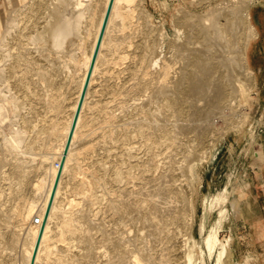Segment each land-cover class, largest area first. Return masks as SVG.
<instances>
[{"label":"bare ground","instance_id":"obj_1","mask_svg":"<svg viewBox=\"0 0 264 264\" xmlns=\"http://www.w3.org/2000/svg\"><path fill=\"white\" fill-rule=\"evenodd\" d=\"M40 1H37L39 2L38 8L44 6H41ZM53 1V3H48V8L44 7L48 10V13H36L39 10L37 11L36 7L33 8V6H37L34 5L33 1H30L33 6L26 1L19 5L18 8H12L13 10L11 9L9 10L10 12L8 11L9 13L7 12L8 15L0 30V58L2 61L4 56L12 58L11 63L7 66V71L0 67L1 84L6 82V88L9 81L8 78L13 76L16 79L14 84L19 86L18 89L21 88L24 91L22 95L21 93L15 95L9 91L12 94H1L0 96V149L4 152V156H0V162L5 160L6 154L14 158V161L11 162V168L9 167V173H4L1 168L0 179L14 180V186H20L24 183L26 172L28 173V171L23 166L25 164L22 163L24 160L22 158L23 161L20 160L18 154L23 156V158H30L32 162H34L35 156H38V159H36L38 160L36 164L38 173H35L37 179L33 183L34 187L31 190V193H33L31 194L32 199L21 210L14 212L16 219L14 227L12 225L10 229L7 240L4 239L3 235L8 231L6 228H9V225L11 226L9 220L11 217H6L3 219L4 222L2 220L3 223H0V264H29L42 224L43 228L39 242L33 255V264H45L52 256L53 260L51 261H54V264H79V260L68 256L72 245L69 244V240L65 241L67 238H76L78 223H81L79 218L74 217L76 214L72 216V207L77 204L78 197H81L91 205L99 202L100 198H104L105 206L108 208L110 215L116 216V222L112 221L115 224V226L113 225L114 230L107 232L103 227H99L100 238L98 242L103 243V245L95 244L96 241L92 243L91 239L93 236L91 238V235H89L88 226L85 227V234H79L78 240L85 241L88 246L87 254L83 251L85 255L90 254L89 251L92 248L97 251L96 248L101 247L99 250L102 252L101 255H108V260L102 264H162V262L163 264H173L174 262L171 263V261L162 259L160 253L162 248H159V250L155 248L157 244L152 241L159 240V244H162L163 242L161 241H164L162 239L179 238L183 234L182 227L193 216L194 208L189 196L186 195L185 182L177 180H179L181 173L184 174L186 170L191 169V165H193L191 161L193 162L199 157H205L207 145L211 144L209 142L211 135L207 131L211 114L214 115V111L217 109L220 111L225 107L233 109L235 104L232 103L233 101L231 102L230 95L242 96L244 91L254 87V76L247 65L246 48L248 40L255 37L256 31L250 21L248 11L243 8L245 0H232L233 3H218L220 7L215 8L216 6L214 5L215 7L213 6L214 8L205 14L194 15L189 14V11L182 12L173 18L172 28L169 29L173 36L170 40L167 39L166 46L171 51L170 56L174 55L179 59L177 71H175L177 72L176 76L171 73L174 67L171 63L172 58L170 59L169 55L162 52L157 59L153 55L157 49H161V43L168 32L163 27L158 26L156 27V29L158 28L157 40L149 38L148 41H144L145 38L141 35L144 38H142L144 43H142L143 46L141 45L143 54L140 60L146 63L143 66L142 64H136L141 67L137 69L142 72V75L138 76L139 73L137 74L134 71V75L131 76L134 77L136 75L138 77L137 81L135 79L137 84L126 88V91L132 92V90H135L136 93L137 90L147 91L145 89L150 88L151 95L148 94L153 100L158 95L157 101L159 102H154L158 104L159 109L164 110V116L166 118L169 116L173 117L169 123L167 122L170 127L167 125L166 119L163 120L162 118L163 123L155 125L152 123L153 126L148 123L147 116L151 115V112H148L147 108L143 109L141 105L145 101H141L142 103L139 105L133 104L134 108H131L141 113V116L137 113L139 118L135 117V120L130 121L129 117V121L128 119L124 121L122 117L126 115V111H129V109L126 111L123 109L125 106L123 107L122 103L126 99L121 98V95L124 97V93L121 91V94L120 90L113 91L109 89L108 84L100 83L101 81L99 80L100 77H103V80L107 82V80L112 78L114 76V71L111 70L112 64L118 63L128 55V44L123 43V39L118 41L120 37L124 36L119 34L120 37H117L114 33V28L116 29L117 25L122 28L125 25H129L128 23L133 16L134 7H132V4L135 0L111 1L80 104V95L110 0ZM82 1H85V3ZM150 2L154 13L162 17V22H165L163 15L166 12L160 5L161 1L150 0ZM50 3L53 5L50 6ZM139 5L141 6V4ZM137 15L139 16V14ZM131 28L133 29V27ZM120 30L116 33L120 32ZM140 32L145 33L146 36L151 34L149 29H141ZM123 34L125 33L123 32ZM41 41L46 46L43 49L41 46L44 53L41 50V53L37 51L42 57L39 60H43L42 63L41 61L39 63L32 59L27 51L29 50V43L34 44ZM11 48H13L12 51ZM158 61L160 62L158 65L160 71L156 73L157 78L160 76L159 80L161 83L155 88L153 87L155 86L153 85L154 77L147 78L150 71L146 67L151 66L152 63L158 64ZM20 65L23 67H20L21 69L19 70L17 67ZM232 65L241 67L243 78L246 77L249 81L237 76L239 73L237 74L234 71L236 68L234 66L233 69ZM230 66H232V69L228 70ZM127 67L131 68L130 66ZM222 67H225L226 70H223ZM31 72H34L37 76L34 80L36 79L35 82L41 86V92L29 89V83L24 80L25 74H31ZM62 72H64V76H62ZM143 74H147V77L146 75L143 76ZM130 79L134 78L130 77ZM102 89H105V93H109V95L104 94L101 97L99 92ZM118 93L121 94L119 95L120 97L117 96ZM18 96L21 97L22 104L28 105V114H20V125L17 126V129L12 130L13 125L11 126L12 129L8 126L7 129L5 125L7 123H3L4 117H7L6 105L9 103L11 106L10 110L14 113L19 107ZM138 97L140 98V96ZM32 98L35 100L34 103H32ZM199 99H203L205 103L203 102V105H201L197 102ZM135 101L137 102V100ZM22 104L23 108L25 105ZM157 104L154 103V105ZM10 106L8 105V107ZM148 106L146 104L145 107ZM116 108L123 111L124 114L122 112V115H119L120 118H118V120L123 119V121L114 124L113 112ZM131 109L130 112L132 111ZM185 113L190 116L189 123L180 119ZM15 115L17 116L18 114ZM159 121L157 120L154 123ZM126 124H132L134 128L129 129V125L127 126ZM149 124L153 127L154 131L151 129L153 132L149 131V128H151ZM189 128H192L194 133L192 138L189 139L191 143L183 149L180 161L174 160L173 156L175 153H172L171 149L168 150V153L161 152L163 145L166 147L182 145L183 141L176 139L178 138L176 133L187 129L186 132L188 134ZM114 130L115 134L113 135ZM133 133L137 137L136 139H133ZM88 134L94 135L93 139H95V142L91 141L92 145L89 143L90 146L84 147L85 145L83 146V144L87 143L85 141H87L86 137ZM137 144L144 146V156L137 155ZM154 147L157 150H153ZM95 148L103 150L100 158L92 157L93 159H89L90 156H87L95 151ZM63 153L60 175L43 223L44 212ZM157 155H160L159 159L154 158ZM182 161H185L187 165H185V162L183 164ZM134 168H136V171H134ZM100 171L111 184L110 187H103L102 197L97 195L98 193H96L95 189L99 185L100 179L103 180ZM150 171L154 172L155 175L149 173ZM66 175L69 182L74 185L72 187L76 188L77 192L81 194L77 198L72 196L74 195L73 193L69 194L68 190L70 189L63 184V178ZM233 177L232 171L227 173L221 190L215 192V194H210L206 198V204L209 207L214 202L219 203L220 207H216L221 217L225 215V199L230 192ZM11 182L13 183V181ZM40 191H42V194H40ZM39 194L41 198L38 201ZM11 209L13 210V207ZM127 213L128 215L126 216ZM35 214L42 217L40 224L33 222ZM120 216H126L125 220L126 222L128 221L129 227L125 226L126 223ZM27 220H29V223L26 224ZM200 226L202 227L201 224ZM218 229L219 227H215L214 230L206 232L207 234L204 238L205 251L203 253L212 252L211 250L220 241ZM20 230L21 232H19ZM20 233L24 237L21 254H19V257L14 256L12 263H8L6 262V260H9L8 258L4 260L3 250L12 248L16 242L18 243ZM148 239H150V242H145ZM227 239H225L224 243H226ZM60 244L65 247L63 249L59 248ZM71 244L74 243L72 242ZM57 246L58 248H56ZM176 246L180 245L177 244ZM10 251L12 252V250ZM201 251H198V253ZM218 251L219 259V257L221 258L220 255H224V252L227 251L225 244L221 243V249ZM154 253L155 255L159 254V256H154ZM114 256L116 258H113ZM249 256L250 254L246 255L240 261L242 263L246 262L247 258H250ZM88 258L89 255L87 260L91 259ZM188 258H183L179 262L174 260L176 262L174 264H192V260ZM240 261H236L235 264H240Z\"/></svg>","mask_w":264,"mask_h":264},{"label":"rangeland","instance_id":"obj_2","mask_svg":"<svg viewBox=\"0 0 264 264\" xmlns=\"http://www.w3.org/2000/svg\"><path fill=\"white\" fill-rule=\"evenodd\" d=\"M26 1L31 6H33V3H34V5H37V6H33V8L36 7L37 11L39 10L36 13H48V10L45 9L44 7L48 8V5H49L48 3L49 2H52V3L54 2L53 0H41L40 1V3L42 4L41 6H43V5L44 6L41 7V8H38V3H39V2H37L38 0H35L36 2L34 0H20V1H17V0H0V30L2 29L1 26L4 24L6 17L8 15V13L10 12L9 10H11L12 8L13 9L18 8L19 5H21L23 2H26ZM30 1H33V3L30 2ZM160 1H161L160 5L165 9V12H166L163 15L164 19L166 20L165 21L166 23L164 21L162 22V17H159V16H157L154 13V10H153V7H152V3L150 2V0H135V2H133L134 5L132 4V7H134L133 8V12H132L133 13L132 17H134V18L131 17L130 22L128 23L129 25H125L123 28L122 27H118V25H117V27L115 26L116 29L114 28V33L117 35V37L118 36L120 37L121 34L124 36L122 38L120 37V39L118 41L123 39L124 41H122V42L128 44V46H127L128 55H127L126 58H124L123 60L119 61L118 63H115V64L113 63L112 64L113 67L111 68V70L114 71V76L112 78L107 80V82L103 80V77H100L99 80L101 81L100 83L104 82V83L108 84L109 85L108 86L109 89H111L113 91H115V90L119 91L120 90V93H121V91H122V93H124V95H125L124 97L121 95L122 93L121 94L120 93L117 94L118 97H120L119 95H121V98H125L126 99V101L122 103L123 107L125 106L123 108L124 111L129 109V111H126V113H125L126 115H127V113H129L127 115L128 117L126 115H124L125 118H124V116L122 117L124 119V121H126V119H128V121L130 119H131L130 121L135 120L134 119L135 117L139 118L137 116V113H139L138 115L141 116L140 112H137V110L131 109V108H134L133 104L139 105L143 101H145V102L147 101L146 103L143 102V104L145 103L144 104L145 106H146V104H147V106L148 105L149 106L145 107L143 104H141L143 106L142 108L143 109L147 108L146 110L148 112H151L150 113L151 115H149V113H148L149 116H147L148 117L147 118L148 123H150V124L153 123L155 125L157 123H161V122L163 123V120H165V119H166L165 120L166 123L167 122L169 123V121L173 118L171 116L166 118V116H164V110L159 109V106L157 104L159 102V101H157L158 100L157 99L158 95L156 96V99L154 98V100L150 98L151 97L150 96L151 92L149 91L150 88L145 89L148 92L147 91H143V90L142 91L141 90H137L138 93H137V91L135 93V90H132V92L131 91H129V92L126 91V88H130L131 85H133V84H134V86H136L135 84H137L135 82L138 80V77L136 75L134 77H132L134 75V71H136L137 74L139 73L138 76L142 75V72L137 69V68H139V69L141 68L140 66H137V65L142 64V66H143V64L145 65V63H146V62H143V61L140 60L141 59V55L143 54L142 53V50H143L142 43H144V41H146V40L148 41L149 38H155L156 39V34H157V29H158V28L156 29V27H158V26L159 27H163L164 30H166L168 33H167L165 39L163 40V42L161 43L162 44L161 45V49L159 48V49L156 50V52L153 53V55L155 56L154 58L155 59L159 58L161 56L162 52H165L166 55H169L170 59L172 58L171 59L172 60L171 63L173 64V67H174L172 69L173 72H171V73H173L176 76L177 72H175V71H177V65L179 63V59H178V57H175L174 55L171 57L170 56L171 51L166 46V44H167L166 42L168 41L167 39L170 40L172 38V36H173V33L171 32V30H169V29L172 28L171 24H172L173 18H175V16H177L178 14H181L182 12H189V11H190L189 14L201 15V14H205V13L209 12L215 6H216L215 8L220 7V5L218 3H233L232 0H202V1H198V0H160ZM44 2H46V3H44ZM82 2L85 3V1H82ZM52 3H50V6L53 5ZM255 3H256V1L254 2V0H245V5L243 6V8H245L248 11V13H249V10L251 9V5H253ZM139 4H141L142 7ZM217 5H219V6H217ZM50 6H49V8H50ZM43 8H44V10H43ZM176 8H177V10H176ZM40 9H42L45 12H43L42 10L40 12ZM135 11H136V13H135ZM145 12H146V15H145ZM171 13H173L174 15L171 14ZM137 14H139V16ZM140 16H141V19H140ZM218 17H220V16L218 15ZM143 18H145V19H143ZM137 21H138V23H137ZM146 22H148V23H146ZM131 24H132V26H130ZM143 24H146V25H143ZM134 25H135V27H134ZM131 27H133V29ZM129 29L130 30L132 29L131 31H133L134 33L131 32ZM141 29H149V30H151L150 36H146L145 33L144 34L141 33L140 32ZM118 30H120V32L116 33ZM155 30H156V32H155ZM122 31L125 34H123ZM31 34H34V33H31ZM135 34H137L136 37H135ZM141 35L144 36L145 39ZM142 38L144 39V41H143ZM250 40H248V43L250 42ZM139 44H140V46H139ZM41 46H42V49H43V47H45L46 45L42 44V41L39 42V43L36 42L34 44L33 43H29L28 44V47H29L28 49L29 50L27 51L28 54L31 56V58L36 60L39 63H40V61H41V63L43 62V60H39L40 58H42V57H40L41 56V54H40L41 51L44 53V50L41 49ZM247 47H248V45H247ZM140 48H141V50H139ZM12 50H13V48H11V51ZM37 51H39L40 53L37 52ZM38 53H39V55H38ZM246 57H247V48H246ZM176 58H177V60L175 61ZM11 60H12V58L7 57V56L3 57V61L0 58V61H1L0 62V67L4 68L5 71H7V69H8L7 66H8L9 63H11ZM159 63L160 62L158 61V64H153L152 63L153 65L151 64V66L146 67L147 70L150 71V73H148V77H147V74H143V76L146 75L147 78L154 77L153 85H155V86H153V87H155V88L158 87V85L161 83L160 80H159L160 76L157 78V73H156V72L160 71V68L158 66ZM127 66H130L131 68H129ZM232 66H233V69H234V66H235L236 70H234V71L237 74L239 73V75H237V76H239V77L241 76L240 77L241 79H246L247 81H249L248 78H246V77L243 78V72H242L243 70H242L241 67H238L236 65H232ZM232 66H230L228 68V70L230 68L232 69ZM20 67L22 68L23 66L20 65L19 67H17V69L19 68V70H20L21 69ZM225 67H222L223 70L225 69ZM146 68H145V70H146ZM134 69H136V70H134ZM226 69H227V67H226ZM138 71H140L141 73L138 72ZM18 73H20V72H18ZM62 73H63L62 76H64V72H62ZM158 75H159V73H158ZM36 77L37 76L35 75V73L31 72V74L30 73L25 74L24 80L29 83L28 84L29 89H31L32 91L35 90L36 92H41V89H40L41 86L38 83L35 82L36 79L34 80V78H36ZM130 77L134 78V79H130ZM123 79H124L125 82L123 81ZM135 79H136V81H135ZM8 80L9 81H8V85L6 86V88H5L6 82H5V84H4V82L1 84V81H0V88L3 87L2 89H0V91H2V92H0V96H1V94L10 95V94H12L11 92H13L15 95H18L20 93H21V95H22V93L24 94V91H22L21 88L18 89L19 86L18 85L16 86V84H14L15 81H16L15 77L11 76V77L8 78ZM158 81H159V83H158ZM255 84L256 83H255V80H254V87L250 88L248 91H244L242 96H237L236 97L235 94H231L230 95L231 96V102L233 101L232 103L235 104L233 106L234 107L233 109L230 108V107H228V108L225 107V108L221 109L220 111H219V109H217L218 111L217 110L214 111L213 112L214 115L211 114V116L209 117L207 131H209L210 132L209 135H211L210 140H209V142L211 144L207 145L208 147L206 149L205 157L204 158H200L199 157V158L195 159L196 161L195 160H193V162L191 161V163H193V165H191V169H189V170L185 169L186 171L184 172V174L181 173V176H179V180H177L179 182L180 181L181 182L182 181L185 182L186 195L189 196V199L192 202L193 208H194L193 216H192V218H189L187 223H186V225L182 227L181 230H182L183 234L179 238H177V239H174V238L162 239V240H164V241H161V242H163L162 244H159L160 243V242H158L159 240L152 241L154 244H157L155 248H158V250H159V248H162L160 253H161L162 259H164L165 261L167 260V261H171V263H173V262L176 263L174 260L179 262L183 258L186 259L189 256V258L192 260V264H233V262L231 261V257H230L231 237L229 235H226L227 232L223 230L222 224L231 215L233 217L237 218V219H240V208H239L240 203H239V200H237V198L235 197V195H234V193L232 191V184H231L230 192L228 193V196H226L227 200L225 199V204H224V207L226 208L225 215L221 217L219 211L217 210V207L218 206L220 207L219 203H215L214 202L216 205L213 203L214 205L212 204V206H211L212 208H211V207H209L208 204H206V201H207L206 198L209 197L210 194L211 195L215 194V192L221 190V188H222V186L224 184V181H225L227 173L232 171V173L234 175V177H233V180H234L235 179V171L236 172L243 171V154H244V152H245V155H246V157L248 159H249V157L253 158L252 160L250 159V162H249V167L250 168H252L256 164L255 163L256 160L261 159V157L263 155V151L261 149V148H263V146H260V143L263 142V144H264V139L263 138L260 139V138H256V137L258 136L257 135L258 134V128L261 129V127H264V97L262 98V97L257 96V94H256L257 88H256ZM29 85H31V86H29ZM124 86H125V88H124ZM7 89H10V90H7ZM9 91H11V92L9 93ZM105 92H106V90L102 89V91L99 92V95L101 97H103L104 94L109 95V93H105ZM138 94H140V95H138ZM135 96H136V98H135ZM138 96H140V98ZM146 96H147V99H146ZM230 96H229V98H230ZM24 98L26 99V97H24ZM94 98H96V97H94ZM132 98L137 100V102L134 99L132 100ZM202 100L203 99H201V100L199 99L197 102H199L201 105H203L204 100L203 101ZM32 101H31L32 103L35 102L34 98H32ZM128 101H130V102H128ZM154 101H156L157 103L154 102ZM17 102H19V104H18L19 107H17V109H16V111H14V113L10 110L11 109L10 104L8 103V105L10 107H8V105H6L7 117L6 118L4 117V122L3 123H5V122L7 123V124H5L6 127L7 126L11 127L13 125V129L11 127L12 130L17 129L18 128L17 126L20 125L19 124L20 123V120H19L20 119V114L21 113L22 114H26V115L28 114V105L26 106V104H22L21 103V97L20 96H18ZM20 103L22 105H25V106H23V108H22ZM124 103H125V105H124ZM154 103L157 104V105H154ZM129 105H131L132 107L129 106ZM235 106H236V108H235ZM24 107H25V109H24ZM7 109H9L10 111L7 110ZM130 109L132 110L131 112H130ZM152 110H154V111H152ZM122 112L123 111H120V109H117V108L114 110V112H113V119L115 120L114 124L121 123V121H123V119L122 120H118V118H120L119 115H122ZM157 112L159 113L158 115H157ZM10 114H13V115H10ZM15 114H18V115L16 116ZM123 114H124V112H123ZM132 114H133V116H132ZM159 115H160V117H158ZM129 117H130V119H129ZM157 117H158L157 120L158 121L160 120V121L154 123L155 121H157V120H155ZM180 119L184 120V121H186L188 123L190 122V116L186 115V113ZM181 120H179V121H181ZM149 121H151V122H149ZM8 122H9V124L11 123L10 126H9ZM16 122H18V123H16ZM168 123H167V125L170 127V125ZM153 124H152V126H153ZM126 125L128 126L129 124H126ZM152 126H151V128H149L150 129L149 131H151V132L154 131ZM8 127H7V129H8ZM133 128H134L133 125L130 124L129 125V129H133ZM186 130L187 129H185L183 131H178V133H176V136H178V138H176V139H178L180 141H183V144L186 141H188V142H186L184 144V147H183V144L179 145L180 147L179 146H167L166 147V146L163 145L161 147V152H167L168 153V150L171 149V152L175 153V155L173 156L174 160L175 161H177V160L180 161L182 159L181 155H182L183 149L189 143H191V141L189 139L192 138V135L194 133V130L192 128L188 129V131L190 130L189 131L190 134H189V132L187 134ZM156 133H158V131H156ZM114 134H115V130L113 131V135ZM91 135L92 134H90V135L88 134L87 135V137H86L87 141H85V143L86 142L87 143L83 144V146L85 145L84 147H88L87 145H89V143H90V145H92V142L93 143L95 142V139H93L94 135H92V137H91ZM134 136H135V134L133 133V139H136L137 137L136 136L134 137ZM89 137H91L92 139L89 138ZM243 142H246L244 151H243ZM219 145H222L221 150L218 152L216 159L214 161H211V157L215 153V150L218 149ZM136 146L138 147L136 149L137 155L138 156H144L143 155L144 146L140 145V144H137ZM155 149L157 150L156 147L153 148V150H155ZM0 151H1L0 152V156H4L3 155L4 152L1 149H0ZM35 151H36V149H35ZM102 152H103V150L101 148H95V151L91 152L87 157L90 156L89 159H93V158H96V157L100 158V155H101ZM159 156L160 155L154 156V158L155 159H159ZM18 157H19L20 160L23 159L25 161L24 162L22 160L23 161L22 163L23 164L25 163L24 165L23 164L22 165L24 166L25 170L28 171V173L26 172L27 175L25 177L26 179L24 180V183L20 185L21 187L17 186V185L14 186L15 185L14 180H10L9 181V179H7V180L6 179H3V180L0 179V203H1L0 207H2V208H0V215L1 216L3 215L2 217L0 216V223H3L4 222L3 219H5L6 217L7 218H9V217L12 218V219L9 218V220L11 222L10 223L11 226L9 225V228H6V230L8 229V231H6L4 233L5 235H3L4 239H6V240H7V237H9L10 229H11L12 225L14 227V223H15V219H16V216L14 215V212H17V211L21 210L25 205H27L29 203L30 199H32V195L31 194H33V193H31V190L34 187L33 183L37 179V176H35V173L36 174L38 173V171L36 170V166H37L36 164H37V161H38L36 159H38V156H35L34 162H32V160H30V158L29 159L28 158L26 159V157L23 158V156H21L19 154H18ZM86 159H88V158H86ZM86 159H85V161H86ZM12 161H14V158H12L10 155L6 154L5 155V160L3 162H0V170L3 169L4 173H6V174L9 173ZM183 162H185V161H182V163ZM32 163H33V165H32ZM54 164H55V161H54ZM175 164H177V163L175 162ZM31 165H32V167H31ZM185 165H187L186 162H185ZM134 171H136V168H134ZM100 173H101V171H100ZM149 173H152V174L155 175V173L152 172V171H150ZM66 177H67V179H66ZM101 178H103V180L100 179L99 185H97L95 187L96 193H98L97 195L100 196V197H102V189H103V187H110V185H111L105 179V176L103 175V173H101ZM66 180H68V176L67 175L63 178V184L67 185V188H69L71 190V192H70V190H68L69 194L73 193L74 195H72V196H74L75 198L80 196L81 194H79L77 192L78 190L76 188L72 187L74 185L71 182H69V180L66 182ZM11 181H13V183ZM6 182H8V183H6ZM65 182H66V184H65ZM153 182H155V181H153ZM232 183H233V181H232ZM9 186H11V187H9ZM16 187L17 188L19 187V188L17 189ZM1 189H2V192H1ZM75 189H76V191H75ZM15 190H17V191L15 192ZM18 191H20V192H18ZM14 193H16V194H14ZM40 194H42V191H40ZM40 194L38 195L39 198H37L38 201L41 198ZM75 194H77V195H75ZM78 198H77V204L74 207H72V216H74L76 214L74 217L79 218L81 220V223H78V229L76 231L77 235L75 234L76 238L72 237L71 238V239H73L72 241H71L70 238H67L65 240V241L69 240L68 241V242H70L69 244L72 245L71 251L69 252L68 256H71L72 258H75V259L79 260V264H85L87 261H88L87 264H102L104 261L106 262L108 260V255H106V256L105 255H101L102 252L99 251L101 249V247H98L99 249L96 248L97 251H95L94 248H92L93 251L90 250L89 251L90 254H88L89 258H91V259L88 258L89 260H87V256L88 255H85V253L83 252V251H85L86 254L88 252L87 251L88 250L87 243L85 241H79L78 240V236L85 234L86 233L85 227L88 226L89 227V231H88L89 235H91V238L93 236V238L91 239L92 243H94L96 241L95 244L103 245V243L98 242L99 238H100V228L99 227H103L105 229V231H107V232L110 231V230H114L115 224L112 221L116 222V216L110 215L108 208L105 206L106 202L104 201L105 200L104 198H100L99 202H96L95 204H92L93 206L91 204H88L81 197H78ZM78 200H79V202H78ZM100 203H101V205H100ZM223 203H222V205H223ZM204 204H206V205H204ZM12 207H13V210L11 209ZM204 207H205V209H204ZM92 208H93V210H92ZM2 211H4V212H2ZM10 211H11V213H10ZM95 211H97V212L95 213ZM84 212H86V213L84 214ZM7 213H8V215H7ZM4 214H5V216H4ZM86 215H87V217H86ZM127 215H128V213L126 214V216ZM219 215H220V219H219ZM126 216H120V218L125 221V223H126L125 226L129 227L128 221L126 222V220H125ZM2 220H3V222H2ZM218 220H220V221H218ZM27 223H29V220H27L26 224ZM200 224L202 225V227L200 226ZM99 225H101V226H99ZM104 225L106 226V228H105ZM80 226H81V228H80ZM214 226L215 227H219L218 236H219L220 241L211 250L212 252L203 253V251H205V248H204L205 235L209 232V230L210 231L214 230L215 229ZM82 227H84V228H82ZM82 229H83V231H82ZM19 232H21V230ZM236 232L238 234H240L241 237H243V227H241L240 224L237 225ZM23 238H24L23 235L20 233V240L22 242L19 240L18 243L17 242L15 243V244H18V245L14 244L12 246V248H9V249L6 248V250H3L2 254H3L4 260H6L7 258L9 259V260H6V262H8V263L11 262L12 263V261H13L12 259L14 258V256L19 257V254H21L20 251L22 249V243L24 241ZM226 238L229 239V240L227 239V241H226V243L228 242L227 244L224 243ZM72 242L74 244L75 243L76 244L75 245L71 244ZM145 242L149 243L150 239H148ZM221 243L225 244L227 251L224 252V255L222 254L223 256L220 255L221 258L219 257V259H220L219 260L217 252H219L218 250L221 249ZM177 244L180 245V246L177 247L176 246ZM60 245L61 246L58 245L59 248L63 249L65 247L62 244H60ZM73 245H74V247H73ZM58 246L56 248H58ZM201 246H202V248H201ZM260 247L264 248V241L261 242ZM201 249H202V251H201ZM10 250H12V252ZM184 251H186V253H184ZM198 251H201V252L198 253ZM107 252L109 253V251H107ZM13 253H14V255H13ZM82 254H84L83 257H82ZM226 254H228V255H226ZM199 255H201V256H199ZM84 256H86V257H84ZM154 256H159V254L155 255V253H154ZM249 257L250 258H247L246 262L244 261V263H242L240 261V264H249V261H253L255 264H264V256L260 257L259 259L251 258V255ZM113 258H116V257L114 256ZM81 259H82V261H81ZM85 259H86V261H85ZM51 260H53V256L46 263L47 264H54V261L52 262ZM83 260L85 261V263H84ZM80 261H81V263H80ZM162 264H163V262H162Z\"/></svg>","mask_w":264,"mask_h":264},{"label":"crops","instance_id":"obj_3","mask_svg":"<svg viewBox=\"0 0 264 264\" xmlns=\"http://www.w3.org/2000/svg\"><path fill=\"white\" fill-rule=\"evenodd\" d=\"M251 5L249 18L253 24L256 35L248 43L247 64L254 76L257 96L264 97V0H254ZM260 94V95H259ZM262 94V95H261ZM256 138L264 139V127L258 130ZM244 138V137H243ZM246 142H243V151ZM261 159L250 168L249 159L243 154V171H235L232 191L239 200L240 219L229 216L222 224L226 235L231 237L230 257L233 264L240 261L247 254L251 258L259 259L264 256V248L260 247L264 241V144ZM249 167V168H248ZM240 222V223H239ZM243 227V237L236 232L237 225ZM261 237V238H260ZM243 238V239H242ZM231 262V263H232ZM249 264H255L249 261Z\"/></svg>","mask_w":264,"mask_h":264},{"label":"water","instance_id":"obj_4","mask_svg":"<svg viewBox=\"0 0 264 264\" xmlns=\"http://www.w3.org/2000/svg\"><path fill=\"white\" fill-rule=\"evenodd\" d=\"M111 1H112V0L109 1L108 6H107V8H106V12H105V16H104L103 23H102V26H101L100 34H99V37H98V40H97V43H96V46H95V49H94V52H93V55H92V59H91V62H90V66H89V69H88V73H87L86 81H85V83H84V86H83V89H82V92H81V95H80L79 104H80L81 98H82V96H83V92H84V90H85V85H86V82H87V78H88V75H89V72H90L91 66H92V64H93V60H94V58H95V54H96V51H97V46H98L99 39H100V36H101L102 30H103V27H104V24H105V20H106V17H107V14H108V11H109V8H110V5H111ZM79 104H78V105H79ZM77 109H78V108H77ZM76 112H77V111H76ZM75 116H76V114H75ZM73 122H74V121H73ZM221 147H222V145H219L218 149L215 150V153H214L213 156L211 157V161H214V160L216 159L218 152L221 150ZM63 157H64V153H63V155H62V157H61V160H60V166H59L58 171H57V173H56V176H55V179H54V183H53V186H52V189H51L50 195H49V199H48V202H47V205H46V209H45V212H44L43 223H44L45 218H46V216H47V212H48V210H49V207H50V204H51V201H52L53 192H54V190H55V186H56V184H57V180H58L59 175H60V170H61V164H62V162H63ZM42 228H43V224L41 225L40 230H39V233H38L37 238H36V242H35V246H34V250H33V255H34L35 249H36V247H37V244H38V242H39V238H40V235H41ZM33 255H32L31 259H30V263H29V264H33Z\"/></svg>","mask_w":264,"mask_h":264},{"label":"built area","instance_id":"obj_5","mask_svg":"<svg viewBox=\"0 0 264 264\" xmlns=\"http://www.w3.org/2000/svg\"><path fill=\"white\" fill-rule=\"evenodd\" d=\"M258 130H260V128H258ZM41 221H42V217L35 214V216L33 217V222L36 224H40Z\"/></svg>","mask_w":264,"mask_h":264}]
</instances>
